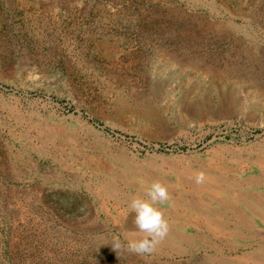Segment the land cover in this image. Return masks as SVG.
Instances as JSON below:
<instances>
[{"label": "rangeland", "instance_id": "1", "mask_svg": "<svg viewBox=\"0 0 264 264\" xmlns=\"http://www.w3.org/2000/svg\"><path fill=\"white\" fill-rule=\"evenodd\" d=\"M0 264H264V0H0Z\"/></svg>", "mask_w": 264, "mask_h": 264}, {"label": "clouds", "instance_id": "2", "mask_svg": "<svg viewBox=\"0 0 264 264\" xmlns=\"http://www.w3.org/2000/svg\"><path fill=\"white\" fill-rule=\"evenodd\" d=\"M196 184L205 182L204 173L200 172L194 176ZM170 199L168 187L160 181H153L144 189L142 196L130 198L128 209L134 213V226L143 235L139 238L128 239L126 249L130 253L143 255L151 254L157 246L164 241L170 231V225L164 217L163 212L157 207ZM122 245L119 239L115 240L113 250H118Z\"/></svg>", "mask_w": 264, "mask_h": 264}]
</instances>
